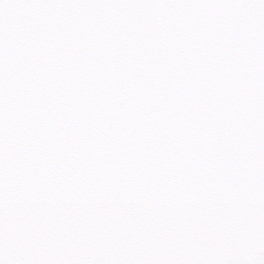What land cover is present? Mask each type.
Segmentation results:
<instances>
[{
	"label": "snow or ice",
	"instance_id": "snow-or-ice-1",
	"mask_svg": "<svg viewBox=\"0 0 264 264\" xmlns=\"http://www.w3.org/2000/svg\"><path fill=\"white\" fill-rule=\"evenodd\" d=\"M0 264H264V0H0Z\"/></svg>",
	"mask_w": 264,
	"mask_h": 264
}]
</instances>
